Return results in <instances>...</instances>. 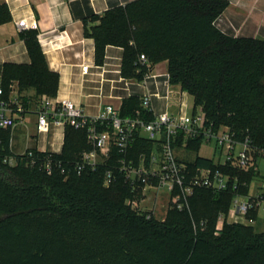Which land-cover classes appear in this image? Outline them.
I'll return each mask as SVG.
<instances>
[{
    "label": "trees",
    "instance_id": "1",
    "mask_svg": "<svg viewBox=\"0 0 264 264\" xmlns=\"http://www.w3.org/2000/svg\"><path fill=\"white\" fill-rule=\"evenodd\" d=\"M229 5V0H132L89 17L98 25L86 28V35L95 41L98 63L108 45L123 48L127 79L142 81L153 65L167 61L170 84L189 93L209 121L230 126L241 139L249 136L254 148L264 149V40L223 32L217 21ZM20 36L28 37L32 58L22 80L38 96L56 97L58 75L47 69L37 33ZM141 55L147 63H140ZM2 87L5 100L10 89ZM137 115L153 119L140 97L125 99L121 117ZM152 146L137 139L131 155ZM201 146V140L188 143L193 155ZM89 150L85 132L67 127L63 151L55 154L66 174L48 175L25 162L0 163V264H264V232L227 219L237 196L249 195L259 171L197 155L191 169L229 174L238 180L237 189L233 184L224 191L198 188L189 208H170L165 220L157 221L126 203L140 199L141 191H132L114 168L116 155L96 170L76 173L74 162ZM3 155H10L8 146H0ZM111 169L113 180L106 187ZM260 197L264 201V191ZM221 215L225 221L218 228ZM257 217L254 208L247 220Z\"/></svg>",
    "mask_w": 264,
    "mask_h": 264
},
{
    "label": "crops",
    "instance_id": "2",
    "mask_svg": "<svg viewBox=\"0 0 264 264\" xmlns=\"http://www.w3.org/2000/svg\"><path fill=\"white\" fill-rule=\"evenodd\" d=\"M131 1L0 0V82L10 89L3 108H0V115L16 121V126L10 130L0 128V146H8L10 155L23 154L28 150L61 153L66 141V128L52 126L48 134L37 131L41 96L22 80V74L31 65L32 58L28 37H21L17 27V21L21 19L38 23L35 32L47 69L58 75L56 98L69 99L81 105L88 115H96L106 105L121 108L125 99L131 96L141 98L150 93L154 94L152 103L156 114L179 112L176 95L171 101L155 96L156 93L164 95L166 92L165 84L169 80L167 61L151 67L146 83L144 79L138 81L123 77V48L108 45L103 61L97 62L96 44L93 38L86 35V28L98 25V22L88 20L89 17L102 16ZM229 2V7L217 21L218 27L234 37L264 40V0ZM15 67H18L17 72ZM85 67H88V73L84 72ZM13 74L15 79L10 80ZM217 153L222 154L224 161L197 155L224 165L225 155L214 147L213 155ZM197 155L190 154L189 159L193 161ZM257 164L260 187L255 194L249 190L248 197L260 196L264 191V175L260 172L264 159H258ZM156 204L148 213L154 215ZM260 206H264V201ZM245 224L259 227L260 232H264V216L262 218L260 214L255 222Z\"/></svg>",
    "mask_w": 264,
    "mask_h": 264
},
{
    "label": "built area",
    "instance_id": "3",
    "mask_svg": "<svg viewBox=\"0 0 264 264\" xmlns=\"http://www.w3.org/2000/svg\"><path fill=\"white\" fill-rule=\"evenodd\" d=\"M17 27L20 33L37 30L38 23L21 19L17 21ZM139 61L147 63V58L141 55ZM83 70L88 73V67ZM148 78L146 75L145 83ZM165 86V94L156 93L155 96L171 101L176 95L179 112L156 114L152 103L154 94L148 93L140 98L141 107L153 115L152 120L140 115L123 118L121 108L113 105L104 106L96 115H88L81 105L69 99L43 95L39 97L37 131L48 134L52 126L84 131L91 150L81 153L74 162V170L78 175H82L87 169L96 170L100 164L107 163L116 155L114 168L124 176L132 191H141L144 197L149 191L167 192L169 209L189 208V198L198 188L224 191L232 184L234 189L238 187V180H233L229 174L200 167L191 169V160L184 161L179 157L181 152L192 153L188 149L190 141L201 140L202 146L213 144L225 155L224 165L229 162L231 166L243 171H259L257 160L264 159V149L254 148L249 136L241 139L228 125L215 126L201 107L190 104V94L180 87L174 88L169 80ZM3 96L4 89L0 82V108L4 105ZM15 126L16 121L13 118L0 115L1 129L8 130ZM140 138L153 143V146L149 151L133 157L132 149ZM180 138L182 141L178 144ZM55 154L59 153H36L28 150L19 155L0 156V163L18 166L25 162L26 166H39L48 175L55 171L66 174L63 162L55 158ZM112 180L111 169L106 174L105 186L109 187ZM261 198L237 196L228 214V221L241 224L248 222L249 211L262 204ZM126 203L137 212L144 213L139 199H128ZM224 221L225 216L221 215L218 228Z\"/></svg>",
    "mask_w": 264,
    "mask_h": 264
},
{
    "label": "rangeland",
    "instance_id": "4",
    "mask_svg": "<svg viewBox=\"0 0 264 264\" xmlns=\"http://www.w3.org/2000/svg\"><path fill=\"white\" fill-rule=\"evenodd\" d=\"M188 99H189L190 104L192 105L193 104L192 96H189ZM214 147L215 146L213 144L211 146L210 145H203L201 147L200 152H199L200 156L206 157V158H209V159H214V160L215 159L216 160L221 159L222 161H224V157L222 156L221 153H217L216 155H213ZM189 155H190V153H186V152L179 153V157L181 159H183L184 161L189 159L188 158ZM260 172H261L262 175H264V167L262 169H260ZM259 180L260 179L258 178L255 182L252 183V185L250 187V193L251 194H255L259 190V187H260ZM139 200H140L141 210L144 213H148L151 210H153L152 206L155 203H157L156 204L157 208L155 209V211H153L154 215L149 213L157 221L165 220L167 214L170 211L169 208H168L169 194L167 192H159L158 193L156 191H149V192H147L145 194V197L142 196V194H141V198ZM257 214L258 215L260 214L261 217L263 218V216H264V206L257 207ZM257 219H258V217H257ZM254 228H255V230L257 232L261 231L259 227H254Z\"/></svg>",
    "mask_w": 264,
    "mask_h": 264
}]
</instances>
